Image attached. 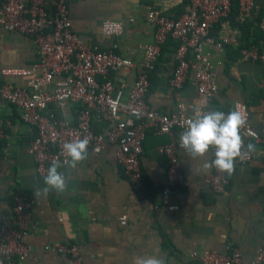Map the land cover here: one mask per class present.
Segmentation results:
<instances>
[{"label": "crops", "instance_id": "0c3cea01", "mask_svg": "<svg viewBox=\"0 0 264 264\" xmlns=\"http://www.w3.org/2000/svg\"><path fill=\"white\" fill-rule=\"evenodd\" d=\"M255 1L250 18L237 21L227 17L214 24L215 37L229 38L221 48L206 47L218 84L216 96L208 102L191 79L179 91L170 85L176 61L174 46L168 44L151 72L147 93L151 107L170 113L178 97L197 107L225 110L233 102L242 101L249 107L253 128L264 136V61L241 57L243 48L252 47L264 56V0ZM182 4L185 12L188 0H72L69 15L76 33L102 49L133 60V67L115 74L117 80L131 84L142 65L143 47L154 35L153 26L145 19L146 7L156 6L176 17L175 9ZM105 18L123 21V33L104 35L100 24ZM37 60L32 38L0 25V70ZM76 109V105H70L64 111L74 115ZM0 121L5 133L0 138V168L4 171L0 216L11 212L12 191L28 192L33 200L32 226L25 237L33 250L21 264H68L67 257L44 250L45 244L55 241L77 244L84 264H136L139 258L149 256L162 258L164 264H195L191 257L195 249L228 253L232 248L241 253L239 264H252L258 249L264 246V171L260 155L247 164L235 161L226 191L216 194L204 182L211 168L205 170L203 163L211 162V150L203 158L193 159L178 141V166L186 185L164 197L161 190L167 157L158 152V147L168 143L170 136L150 130L141 157L143 191L132 186L114 158V147L107 144L100 153L88 152L76 169H60L67 177L65 192L44 193V178L37 175L28 153L34 129L21 120L19 109L7 102H0ZM174 135L178 136L177 130ZM37 189H41L38 197ZM122 218L125 223H121Z\"/></svg>", "mask_w": 264, "mask_h": 264}, {"label": "built area", "instance_id": "2783aa9c", "mask_svg": "<svg viewBox=\"0 0 264 264\" xmlns=\"http://www.w3.org/2000/svg\"><path fill=\"white\" fill-rule=\"evenodd\" d=\"M71 1L0 0V25L7 31L32 38L37 48L36 62L0 70L3 77L0 102L16 106L21 120L34 129L28 153L34 159L39 177L44 178L53 160L64 164L68 159L62 150L64 143L86 137L88 152L100 153L105 145H112L114 158L129 182L136 190L143 191V141L147 132L153 130L170 136L168 143L158 147V152L167 157L161 192L168 197L174 189L186 185L177 158L180 134L194 115L213 110L225 114L239 110L245 115L246 124L240 130L245 148L236 161L247 164L255 155H260L264 171V136L253 128L245 102L235 101L225 110L208 105L197 107L178 97L175 109L163 113L147 101L151 72L169 37L178 42L173 53L176 64L170 85L179 91L191 79L197 92L208 102L216 96L218 84L206 47L221 48L229 41L228 37H215L214 24L229 16L232 0H188L185 12L178 17L168 16L156 6H147L145 19L154 28L153 40L144 45L142 65L131 84L125 79L117 80L115 74L124 67H133V60L116 51L102 49L76 33L69 15ZM236 1L235 19L250 18L256 1ZM100 28L106 36H117L123 33L125 25L121 20L105 18ZM241 57L264 61L255 47L243 48ZM70 105L77 106L74 115L64 111ZM174 130L178 136L174 135ZM4 136L0 121V138ZM248 143L257 145L255 152L247 153ZM214 158L212 149L211 161ZM3 176L0 168V179ZM204 182L213 193L220 194L226 191L229 179L212 167ZM9 200L11 212L0 216V264H21L33 250L25 241L32 226L33 200L28 192L20 191L10 192ZM121 223H125L124 218ZM44 250L67 257L68 264H84L77 244L55 241L45 244ZM191 257L196 260L195 264H239L241 261L237 248L228 253L195 249ZM251 263L264 264V246L258 249Z\"/></svg>", "mask_w": 264, "mask_h": 264}, {"label": "clouds", "instance_id": "9594fccd", "mask_svg": "<svg viewBox=\"0 0 264 264\" xmlns=\"http://www.w3.org/2000/svg\"><path fill=\"white\" fill-rule=\"evenodd\" d=\"M246 124L245 115L239 110H233L225 114L223 111L213 110L203 115L196 114L190 120L187 128L180 134V148L191 158H203L210 150L214 149V160L204 162L203 168L212 167L221 173L231 177L235 172V161L245 148L240 130ZM89 141L83 139L66 142L62 146L63 152L68 157L61 164L53 160L44 176V193L54 191L56 194L65 192L68 188L65 172L60 169L67 165L76 169L81 162L88 157ZM247 153L256 151V145L248 143ZM41 189L35 191L36 197ZM136 264H164V260L158 256L141 257Z\"/></svg>", "mask_w": 264, "mask_h": 264}, {"label": "trees", "instance_id": "16d2710c", "mask_svg": "<svg viewBox=\"0 0 264 264\" xmlns=\"http://www.w3.org/2000/svg\"><path fill=\"white\" fill-rule=\"evenodd\" d=\"M186 2H184V5ZM184 5L182 4L181 6H179V8L176 10L175 9V14L174 16L178 17L179 15H181V13L184 11ZM237 10H238V2L236 0H232V6H231V11H230V14H229V18H235L236 17V14H237ZM168 44H171V46H174V50L176 49L177 47V42H175L171 37H169L166 42L163 44L162 46V52L165 50L166 46Z\"/></svg>", "mask_w": 264, "mask_h": 264}]
</instances>
